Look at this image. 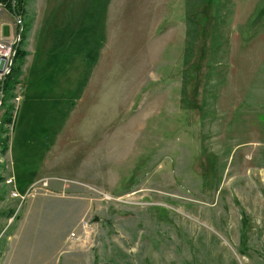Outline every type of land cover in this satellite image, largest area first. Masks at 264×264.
<instances>
[{
  "label": "rangeland",
  "instance_id": "obj_1",
  "mask_svg": "<svg viewBox=\"0 0 264 264\" xmlns=\"http://www.w3.org/2000/svg\"><path fill=\"white\" fill-rule=\"evenodd\" d=\"M96 1L78 69L23 44L0 264H264V0H126L113 47Z\"/></svg>",
  "mask_w": 264,
  "mask_h": 264
},
{
  "label": "crops",
  "instance_id": "obj_2",
  "mask_svg": "<svg viewBox=\"0 0 264 264\" xmlns=\"http://www.w3.org/2000/svg\"><path fill=\"white\" fill-rule=\"evenodd\" d=\"M126 3V0H109L108 2L106 41L107 38L110 39L109 47H113L116 41V38L113 37L117 33L119 24L115 17L116 9L122 11ZM96 4L95 0H31L27 8L28 14L33 20L28 36L29 46L30 43L38 42L41 37L45 46L50 48L51 53H56L61 49V52L64 51L66 56L73 58L76 69H78V58L83 50L82 36L87 27L86 22L90 23L89 30L90 25L94 23L93 17L89 16L96 8ZM4 11H1L0 16H6L8 25L12 26L15 29L13 31L17 33L16 17L12 13L3 14ZM26 51L28 52L27 61L32 54L30 55L29 50L26 49ZM72 77V80L66 85L67 89L84 87V83L80 84L77 79L79 76L72 75ZM69 100L70 105L78 103L77 108L79 104L84 103V92L80 96H74L72 91Z\"/></svg>",
  "mask_w": 264,
  "mask_h": 264
},
{
  "label": "trees",
  "instance_id": "obj_3",
  "mask_svg": "<svg viewBox=\"0 0 264 264\" xmlns=\"http://www.w3.org/2000/svg\"><path fill=\"white\" fill-rule=\"evenodd\" d=\"M31 0H0V4L3 6V8L10 13L14 14L17 17L20 18L22 21V34H21V40L17 49V55L14 60V65L12 67V71L10 75L7 77L4 85V94H5V107L7 111L4 114V124L5 125H11L14 123L13 114H11V111L14 109L10 105L8 106L9 102L15 98V91L17 89V86L20 83V78L23 74V67L26 62V58L28 56V52L23 48V44L28 39L29 32L32 28L33 20L28 14V5ZM20 29V25L18 26V31ZM6 134H8L7 129H3ZM5 139L2 143V154H6L8 151V143L9 138L8 135H6ZM1 180V177H0ZM15 214V211H10L8 216V219L12 218Z\"/></svg>",
  "mask_w": 264,
  "mask_h": 264
},
{
  "label": "built area",
  "instance_id": "obj_4",
  "mask_svg": "<svg viewBox=\"0 0 264 264\" xmlns=\"http://www.w3.org/2000/svg\"><path fill=\"white\" fill-rule=\"evenodd\" d=\"M3 6L0 4V13L3 11ZM19 38L18 36H14L11 39H6L3 37L2 24L0 23V147L2 146L3 140L5 139L6 132L3 129H7L9 133L13 131L14 123L11 125L4 124V107H5V94H4V85L7 77L10 75L12 71V67L14 65V60L17 55ZM16 102H19L20 99L16 97ZM30 191L25 194H22L17 191L12 192V197L14 200H19L23 203L29 197ZM16 212L12 218L17 215ZM10 218V219H12ZM2 236H0L1 239Z\"/></svg>",
  "mask_w": 264,
  "mask_h": 264
},
{
  "label": "water",
  "instance_id": "obj_5",
  "mask_svg": "<svg viewBox=\"0 0 264 264\" xmlns=\"http://www.w3.org/2000/svg\"><path fill=\"white\" fill-rule=\"evenodd\" d=\"M14 14H15V12H14ZM19 24H20V26H21V28H20V33H19V36H20V40H21V34H22V22L21 21H19Z\"/></svg>",
  "mask_w": 264,
  "mask_h": 264
}]
</instances>
